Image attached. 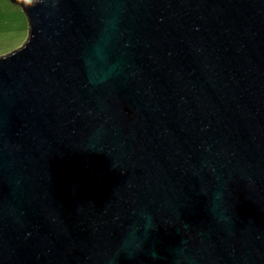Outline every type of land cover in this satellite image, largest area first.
<instances>
[{"label":"water","instance_id":"1","mask_svg":"<svg viewBox=\"0 0 264 264\" xmlns=\"http://www.w3.org/2000/svg\"><path fill=\"white\" fill-rule=\"evenodd\" d=\"M0 264H264V0H10Z\"/></svg>","mask_w":264,"mask_h":264},{"label":"crops","instance_id":"2","mask_svg":"<svg viewBox=\"0 0 264 264\" xmlns=\"http://www.w3.org/2000/svg\"><path fill=\"white\" fill-rule=\"evenodd\" d=\"M26 18L19 6L10 0H0V57L27 40L29 23Z\"/></svg>","mask_w":264,"mask_h":264},{"label":"clouds","instance_id":"3","mask_svg":"<svg viewBox=\"0 0 264 264\" xmlns=\"http://www.w3.org/2000/svg\"><path fill=\"white\" fill-rule=\"evenodd\" d=\"M60 0H34L35 5L51 4L52 6H58Z\"/></svg>","mask_w":264,"mask_h":264},{"label":"rangeland","instance_id":"4","mask_svg":"<svg viewBox=\"0 0 264 264\" xmlns=\"http://www.w3.org/2000/svg\"><path fill=\"white\" fill-rule=\"evenodd\" d=\"M24 13V12H23ZM25 14V13H24ZM27 19V18H26ZM26 40V39H25ZM25 40L21 43V45H19L18 46V48L20 47V46H22L23 45V43L25 42ZM17 49V48H16Z\"/></svg>","mask_w":264,"mask_h":264}]
</instances>
